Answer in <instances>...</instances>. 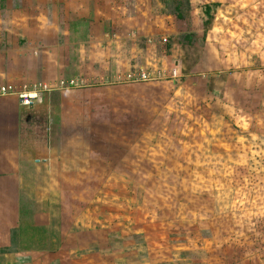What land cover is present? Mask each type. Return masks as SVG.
Here are the masks:
<instances>
[{
	"label": "rangeland",
	"instance_id": "374dc122",
	"mask_svg": "<svg viewBox=\"0 0 264 264\" xmlns=\"http://www.w3.org/2000/svg\"><path fill=\"white\" fill-rule=\"evenodd\" d=\"M212 1L188 0V27L199 29ZM209 8L214 22L200 61L192 50L183 56L191 70L172 78V57L150 81L139 80L135 108L116 120L124 134L74 126L67 106L62 132L50 133L54 183L33 177L27 195L33 192L35 228L51 223L48 253L58 252L63 264H264V0ZM218 45L225 51L215 53ZM215 58L226 76L208 90ZM141 121L146 133L129 135ZM56 162L68 165L64 174L51 168ZM47 190L55 196L50 215Z\"/></svg>",
	"mask_w": 264,
	"mask_h": 264
},
{
	"label": "crops",
	"instance_id": "0c3cea01",
	"mask_svg": "<svg viewBox=\"0 0 264 264\" xmlns=\"http://www.w3.org/2000/svg\"><path fill=\"white\" fill-rule=\"evenodd\" d=\"M211 3L215 9L219 6V0ZM163 4V0H0V86L21 92L36 88L28 104L16 94L0 96V264H63L58 252L48 253L55 241L46 237L51 223L35 228V209L29 204L33 192L31 197L27 193L33 177L54 183L48 138L51 132H62L69 113L65 107L71 108L74 126L94 128L92 133L98 135L124 134L116 120H124L135 108L137 95L131 91L140 83L126 74L146 70L154 75L169 67L173 57L169 68L173 78L181 69H190V61L183 64L186 53L193 50L198 60L207 50L213 15L204 26L207 16L202 12L199 29H191L186 14L178 19L162 11ZM213 49L225 51L223 45ZM215 59L212 63L218 68L206 78L208 90L226 76L222 60ZM69 79L77 86H57L59 80ZM34 107L43 113L36 114ZM42 126L47 140L40 146L35 138L42 135ZM146 130L141 121L128 133L142 136ZM61 164L51 168L57 171L58 166L64 174L68 165ZM52 198L47 190L44 214H51ZM23 201L30 209L27 214L21 211ZM20 217L27 222L20 224Z\"/></svg>",
	"mask_w": 264,
	"mask_h": 264
},
{
	"label": "built area",
	"instance_id": "2783aa9c",
	"mask_svg": "<svg viewBox=\"0 0 264 264\" xmlns=\"http://www.w3.org/2000/svg\"><path fill=\"white\" fill-rule=\"evenodd\" d=\"M126 78L127 79H131V80H147L149 78H151V74L146 71V70H142L139 71L137 73H131L128 72L126 74ZM59 88L62 87H73V86H77L76 85V81L73 79H69V80H59L58 81V85ZM42 88H45V86L42 85ZM36 88L33 87L31 90H28L26 88H24V91H15L13 90V88L9 87V86H0V96L2 95H8V94H16L18 98H20L21 102L23 104H28L30 101V98H32V94L30 93L31 91H34Z\"/></svg>",
	"mask_w": 264,
	"mask_h": 264
},
{
	"label": "trees",
	"instance_id": "16d2710c",
	"mask_svg": "<svg viewBox=\"0 0 264 264\" xmlns=\"http://www.w3.org/2000/svg\"><path fill=\"white\" fill-rule=\"evenodd\" d=\"M169 1L171 2V4H169ZM169 1L163 0L165 4L171 5L170 12L173 13L176 18L183 19V16L185 15L183 11L189 7L188 0H169ZM210 6L214 7L215 3H211L210 5L206 4L205 6H203L202 12L207 16V20L203 22L204 26L210 22L212 16V14L210 13V8H209ZM185 36L187 37L189 35H185Z\"/></svg>",
	"mask_w": 264,
	"mask_h": 264
}]
</instances>
